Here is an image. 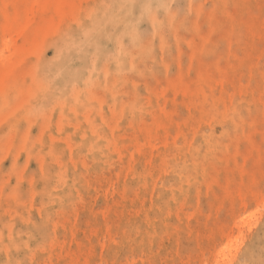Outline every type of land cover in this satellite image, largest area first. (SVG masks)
Instances as JSON below:
<instances>
[{
	"label": "rangeland",
	"instance_id": "374dc122",
	"mask_svg": "<svg viewBox=\"0 0 264 264\" xmlns=\"http://www.w3.org/2000/svg\"><path fill=\"white\" fill-rule=\"evenodd\" d=\"M0 264H264V0H0Z\"/></svg>",
	"mask_w": 264,
	"mask_h": 264
}]
</instances>
